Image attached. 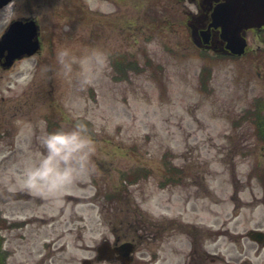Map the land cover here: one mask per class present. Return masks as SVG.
<instances>
[{"label": "rangeland", "instance_id": "rangeland-1", "mask_svg": "<svg viewBox=\"0 0 264 264\" xmlns=\"http://www.w3.org/2000/svg\"><path fill=\"white\" fill-rule=\"evenodd\" d=\"M187 5L12 0L0 8V35L25 15L40 25L42 41L40 52L0 66L5 264H81L112 228L132 236L154 233L159 223L168 227L162 264L184 263L193 242L195 251L206 249L205 264H264V244L246 235L264 231V150L257 142L264 112L249 109L264 97V33H247L248 51L239 58L200 49L186 29ZM62 48L76 58L69 72L57 56ZM119 52H131L137 64L117 71L110 56ZM81 61L99 69L85 87ZM76 120L96 141L93 170L58 203L23 189L18 176L42 132ZM137 247L134 264H159L154 240Z\"/></svg>", "mask_w": 264, "mask_h": 264}, {"label": "clouds", "instance_id": "clouds-1", "mask_svg": "<svg viewBox=\"0 0 264 264\" xmlns=\"http://www.w3.org/2000/svg\"><path fill=\"white\" fill-rule=\"evenodd\" d=\"M57 56L64 71H71L76 58L70 49H59ZM97 61L103 63L102 54H97ZM98 74L99 69H94L88 61H81V87L92 83ZM39 143L41 147L31 152L24 162L18 182L23 189L52 198L58 203L71 185L93 170L92 156L97 150L96 141L88 125L76 120L53 130L45 129Z\"/></svg>", "mask_w": 264, "mask_h": 264}, {"label": "water", "instance_id": "water-1", "mask_svg": "<svg viewBox=\"0 0 264 264\" xmlns=\"http://www.w3.org/2000/svg\"><path fill=\"white\" fill-rule=\"evenodd\" d=\"M9 0H0V5ZM215 26H221V36L227 40L228 47L233 51L242 52L245 41L241 35L244 29L259 27L264 24V0H224L217 6L213 13ZM37 26L33 20L27 22L13 21L4 31L0 38V57L6 51V61L2 64L8 66L12 60L22 56L30 55L39 47ZM250 238L258 242L264 241V233L252 231ZM120 250L129 252L127 243L120 245ZM100 257L110 252L107 243L99 248ZM84 264H87L85 261Z\"/></svg>", "mask_w": 264, "mask_h": 264}, {"label": "flooded vegetation", "instance_id": "flooded-vegetation-1", "mask_svg": "<svg viewBox=\"0 0 264 264\" xmlns=\"http://www.w3.org/2000/svg\"><path fill=\"white\" fill-rule=\"evenodd\" d=\"M176 1H186L188 5L182 9V13L185 15V25L186 29L190 34L191 41L197 46L205 50H212L224 55L228 54V49L226 47V42L220 37V28L215 27L212 24V12L215 7L222 2V0H176ZM123 27H125L123 25ZM250 33L251 38L257 37L259 34L264 33V26L259 28H251L244 32L246 38H248V34ZM205 38V39H204ZM206 40V41H205ZM254 52H258V47L253 48ZM248 49L245 50V54ZM244 55V54H243ZM242 56V55H241ZM237 57V56H234ZM240 57V56H238ZM263 62V60H261ZM255 106L250 108L251 111H255V113L264 112V97L257 96L254 100ZM260 127L264 128V123H260ZM263 150H264V139H257ZM264 172V168L263 171ZM167 225H162L159 223L154 233L149 232L148 234H136V235H128V231H122V228H112L110 230V239L108 237H103L102 240H107L111 242V246H116L122 242H130L132 243L133 254L130 256V262L127 264H134L136 262V258L134 254L137 252V245L142 243V239L149 243L151 240L155 241V251L157 256L162 247V234L163 231L168 230ZM171 236V235H170ZM169 236V237H170ZM194 246L192 251L188 254V259L184 263L179 264H205L204 258L208 257V253L206 249H203L201 252L195 251L197 242H193ZM194 253H197L196 256ZM191 254L193 256H191ZM96 256V255H95ZM190 256V258H189ZM166 261L165 257H157L156 262L162 264ZM193 261V263H192ZM109 264H125L123 262V258L117 252L109 255V259L107 260ZM177 264V263H176Z\"/></svg>", "mask_w": 264, "mask_h": 264}]
</instances>
